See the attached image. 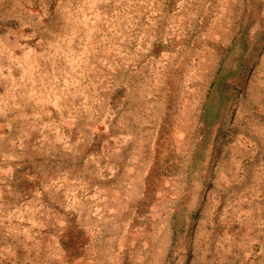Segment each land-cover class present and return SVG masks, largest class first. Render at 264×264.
I'll return each instance as SVG.
<instances>
[{"label":"rangeland","instance_id":"rangeland-1","mask_svg":"<svg viewBox=\"0 0 264 264\" xmlns=\"http://www.w3.org/2000/svg\"><path fill=\"white\" fill-rule=\"evenodd\" d=\"M223 3L0 0V264H264V0Z\"/></svg>","mask_w":264,"mask_h":264},{"label":"bare ground","instance_id":"bare-ground-1","mask_svg":"<svg viewBox=\"0 0 264 264\" xmlns=\"http://www.w3.org/2000/svg\"><path fill=\"white\" fill-rule=\"evenodd\" d=\"M223 1H224V0H221V3H222V4H224ZM226 1H228V0H226ZM224 5H225V4H224ZM222 26H223V25H222ZM202 29L204 30L205 27L202 28ZM201 63H202L201 67H202V66L204 67V63H203V62H201ZM194 65H195V62H191V61H190V62L188 63V65H187V67H188L187 70H188V71H191L192 68L195 67ZM198 66H199V65H198ZM185 68H186V67H185ZM189 77H190V76H189ZM194 77H195V76H194ZM194 77H193V78H194ZM187 79L190 80L191 78H187ZM187 79L185 80L186 82H188ZM190 82H191V81H190ZM190 82H188V83H190ZM188 83H185V84L188 86Z\"/></svg>","mask_w":264,"mask_h":264}]
</instances>
